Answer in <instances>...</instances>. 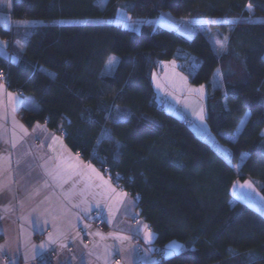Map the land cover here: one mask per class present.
Listing matches in <instances>:
<instances>
[{"label": "trees", "instance_id": "trees-1", "mask_svg": "<svg viewBox=\"0 0 264 264\" xmlns=\"http://www.w3.org/2000/svg\"><path fill=\"white\" fill-rule=\"evenodd\" d=\"M121 7L136 19L168 13L235 22L218 25L228 33L218 55L201 30L188 38L153 24L134 32L111 23ZM12 14L38 21L19 62L0 56L8 87L39 104L24 109V122L58 134L64 127L72 151L107 168L111 179L120 176L159 250L174 240L185 247L158 264H264V215L230 202L237 180L255 181L264 197V21L247 20L264 19V0H107L104 7L98 0H12ZM0 36L10 40L12 31L1 28ZM180 52L198 64L190 83L207 87V122L232 162L156 99L154 70ZM111 56L119 63L107 74ZM217 70L220 87L211 83Z\"/></svg>", "mask_w": 264, "mask_h": 264}, {"label": "crops", "instance_id": "crops-1", "mask_svg": "<svg viewBox=\"0 0 264 264\" xmlns=\"http://www.w3.org/2000/svg\"><path fill=\"white\" fill-rule=\"evenodd\" d=\"M196 20L201 19L178 20L190 38L197 32L191 23ZM22 23L13 17L12 0L10 5L8 0H0V29L12 31L10 40L0 36V56L8 61L21 60L27 39L38 25L25 27ZM24 28L30 29L28 35L23 34ZM175 60L189 79L198 68L196 60L186 53H178ZM187 62H193L192 66ZM0 74V132L4 133L0 139V264H158L160 256L166 259L184 251V245L175 240L159 250L157 235L149 224L144 219L136 222L141 217L136 197L118 188L100 167L72 151L64 137L46 123L27 126L23 111L37 110L38 102L11 90ZM197 92L206 100L191 110L182 109L167 98L158 99L157 94L156 99L180 121L193 120L192 128L197 126L199 130L207 121L208 91L207 95ZM9 93L18 101L14 112L8 102ZM184 98L182 105L187 102ZM248 118L249 115L241 118L233 138L246 124L241 121L247 122ZM13 132L15 147L4 143L12 139ZM242 156L245 158L246 154ZM245 182L252 185L250 189L254 188L255 193L259 192L251 179L241 182L238 188H243ZM260 195L257 203L264 215V199ZM99 225L104 228L101 230Z\"/></svg>", "mask_w": 264, "mask_h": 264}, {"label": "rangeland", "instance_id": "rangeland-1", "mask_svg": "<svg viewBox=\"0 0 264 264\" xmlns=\"http://www.w3.org/2000/svg\"><path fill=\"white\" fill-rule=\"evenodd\" d=\"M107 0H98V4L101 7H104ZM250 15L253 14L252 9L249 8ZM248 21H261L264 19H254L253 17H250L247 19ZM111 23H114L116 25L128 28L132 31H139L141 26L143 24H153L155 27H162L167 28L171 30H175L178 32L183 33L186 37L190 38L189 35L184 33L183 28L180 25V22L173 18L170 14L164 13L161 14L158 18L155 19H136L133 18L124 8H120L118 10L117 16L110 20ZM235 21L233 20H221V19H201L196 20V22H191L192 25H195L197 30H201L202 32L206 33L208 35V38L214 48V51L218 55H222L223 51L226 47L227 50V41H228V33L224 32L218 25L220 23H227L232 24ZM35 23H38V21L35 20H23L22 25L25 27L27 25H33ZM30 30V29H29ZM28 28H24L23 34L28 35ZM225 38H227L225 40ZM218 41L220 43H218ZM224 44V48L222 49L220 44ZM115 57L117 61L119 59L116 56ZM193 57L194 56H190ZM193 62H187L188 66H192ZM106 71L108 72V64L106 66ZM218 71V70H217ZM217 71L214 73L211 83L214 87H219L222 84V77L221 75H217ZM219 81V84L217 83ZM153 83L155 86V92L158 95V99L161 98H167L168 100L172 101L175 105L181 106L182 109H194L198 105L199 102L205 101V96L203 94H200L197 92L198 90H201L207 95V87L205 85H192L190 83V79L188 76V73L185 71V69L180 67L179 62H177L175 59H172L167 62H162L159 64L158 68L154 70L153 72ZM191 88V92L188 91ZM194 90V91H192ZM168 92V93H167ZM170 96V99L168 96ZM185 97V98H184ZM186 97L188 99H186ZM184 102L182 105V101ZM171 102V103H172ZM201 129L198 130L197 126H194L193 129H195L196 134L199 135V138L204 140L205 142L212 145L217 152L228 162H232V150L222 144L217 137L212 133L208 122L205 121L203 125H201ZM243 127H239V130H241ZM235 138V137H234ZM241 184V181L237 180L234 183V186L232 188V198L230 200L232 205H235L238 201H244L248 204H250L254 209L257 211H262V208L260 207L259 203H257V197L260 195L257 191L254 192L255 189L252 188H238ZM261 196V195H260Z\"/></svg>", "mask_w": 264, "mask_h": 264}, {"label": "snow or ice", "instance_id": "snow-or-ice-1", "mask_svg": "<svg viewBox=\"0 0 264 264\" xmlns=\"http://www.w3.org/2000/svg\"><path fill=\"white\" fill-rule=\"evenodd\" d=\"M9 2V5H10V0H8ZM249 8H251V5H249ZM227 38H225L226 40ZM218 43H220L218 41ZM221 48L223 49L224 48V44H220ZM119 62L117 61V59L115 57H109V60H108V72L107 74H111V72H113L115 70V67L116 65L118 64ZM51 75V74H50ZM217 75H219V70L217 71ZM0 78H2V74H0ZM219 84V81L217 82ZM8 102L12 105V110L13 112L17 110V98L15 96H13L12 94H8ZM30 103H34V102H31ZM246 117L250 114H245ZM127 118V114L126 113H119L117 119H126ZM201 119H203V116L200 117ZM14 123V126H15V122ZM242 124L246 123V120H242L241 121ZM23 131V129H21ZM3 135L4 133L3 132H0V139H3ZM102 135H105V136H110V133L107 132V130H104V132L102 133ZM4 143H11L13 147H15V132H13L12 134V139L11 140H4ZM5 152H7V149L5 150ZM59 171V170H57ZM92 171H95V169H92ZM49 174H53V173H49ZM82 174V173H80ZM244 187H248V188H251L252 185L248 182H245V185ZM262 199H264V197H262ZM118 239H127V237H117ZM51 239V238H50ZM151 240V233H148V236H147V241L150 242ZM43 247V246H42Z\"/></svg>", "mask_w": 264, "mask_h": 264}, {"label": "built area", "instance_id": "built-area-1", "mask_svg": "<svg viewBox=\"0 0 264 264\" xmlns=\"http://www.w3.org/2000/svg\"><path fill=\"white\" fill-rule=\"evenodd\" d=\"M183 122H184L185 124H187V125H192V124H193V120H191V119L184 120ZM59 132H60V135H64V134L66 133V130H65L64 127L61 126L60 129H59ZM105 172L108 173V169H107V168L105 169ZM112 180H113L114 184H115L118 188L123 189V186H122V184H121V180H120V176H119V175H115V177H114ZM141 221H142V218H141V217H138V218L136 219V222H141ZM99 228L102 230L104 227H103L102 225H99ZM118 260H119V259H118Z\"/></svg>", "mask_w": 264, "mask_h": 264}]
</instances>
